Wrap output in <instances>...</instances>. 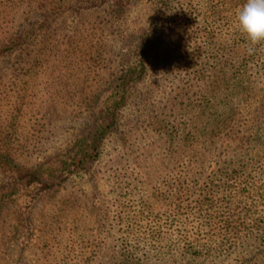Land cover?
<instances>
[{
    "label": "rangeland",
    "instance_id": "374dc122",
    "mask_svg": "<svg viewBox=\"0 0 264 264\" xmlns=\"http://www.w3.org/2000/svg\"><path fill=\"white\" fill-rule=\"evenodd\" d=\"M26 1L4 0L8 14L1 21L0 36L14 32L26 36L31 30L35 44L40 39L47 44L40 42L32 50L71 47L80 51L81 41L75 36L91 34V27L107 23L109 66L102 67L96 78L90 77L95 88L119 76L124 37L146 31L157 34L155 41L162 39V43L149 59V76L120 114L118 133L104 142L101 157L70 175L60 187L43 193L39 201L31 202L30 192L23 190L17 204L2 211L0 264H264V257L251 259L261 242L249 240L247 231L243 240L248 244L231 242L234 224L229 216L239 209L229 211L228 193L209 197L214 204L208 224L198 216L200 210L194 203L195 197L207 196V188L223 185L218 174L226 167V155L231 170V162L242 155L254 157L248 148L264 145V43L248 53L246 37L235 22V12L245 0H171L163 15L160 10L165 5L159 0H129L122 13L109 15L111 9L91 0H76L74 11L59 15L28 10ZM53 1L63 4L65 0ZM44 21L49 28L41 31L35 23ZM34 30L36 34H31ZM10 48L6 46L5 52ZM13 65L11 57L0 58V91L11 87ZM193 71L202 75L190 90L187 74ZM64 73L60 71V76L68 86L73 77L77 82L87 79L86 70ZM47 74L41 72L34 82L33 92L42 102L38 113L19 122L18 134L41 136L28 147L32 158L26 156L27 168L63 154L87 119L83 109L49 102L43 92ZM239 77L250 82L246 83L251 94L228 103V87ZM3 98L0 109L6 115L11 98ZM231 107L237 108L234 118L242 128L234 131L244 145L238 142L226 148L211 140L221 130L220 120L227 117L229 122L234 116ZM193 123L201 134L196 144L202 156L200 170L210 175L201 181H185L180 167L184 129ZM17 138L11 137L12 145ZM245 170L258 185L264 184V176L255 168ZM5 182L0 174V187ZM195 242L217 249L207 257L203 253L192 256L188 245Z\"/></svg>",
    "mask_w": 264,
    "mask_h": 264
},
{
    "label": "trees",
    "instance_id": "16d2710c",
    "mask_svg": "<svg viewBox=\"0 0 264 264\" xmlns=\"http://www.w3.org/2000/svg\"><path fill=\"white\" fill-rule=\"evenodd\" d=\"M75 1L65 0L63 4H59L53 0H27L25 8L59 15L63 11H74ZM91 1L99 2L100 7L107 6L111 9L108 15L111 12L122 13L129 3V0ZM159 1L162 2V6L165 5L163 10H160L163 15L171 0ZM190 1L194 2V0ZM7 14L8 8L5 6L4 0H1L0 25L3 16ZM35 25H39L38 29L41 31L49 28L45 21L36 22ZM90 27L91 25H88V29ZM109 29L107 23H104L100 27H91L89 29L91 34L75 36V39L81 41L80 51L78 48L70 50L71 47L67 49L59 47L55 51H49L48 48L43 50L44 47L32 50L40 42L42 46L47 44L43 39L35 44L36 37L29 34L31 30L26 32V36H16L17 32L9 37L0 36V58L11 57L14 60L13 67L16 66L12 76L13 81L8 90L9 93L0 91V98H6V96L11 98L8 102L9 112L5 115L4 112L6 111L0 109V174L7 180L0 187V215L6 207L17 204L20 191L30 192L31 202H37L42 199L43 193L60 187L70 175L83 170L86 165L101 157L105 146L104 142L118 133L120 114L129 105L135 93H138L139 85L145 82L149 76V59L160 47L162 39L155 41L157 34H148L146 31L142 34L124 37L120 47L119 66H121V72L119 76L113 80L107 79L99 85L101 87L95 88L91 84L93 82H91L90 77L96 78L98 71L109 66L106 58ZM31 34H36V31L34 30ZM132 40H135L136 44H133ZM6 46H11L8 52L4 50ZM77 69L86 70L87 79H82V81L78 79V83L73 77L70 81L75 83L70 84L69 81L68 86L62 80L60 71L65 70L62 76H68L67 70L75 73ZM54 71H56L55 74ZM41 72L48 73L43 92L46 93L49 102L63 108L76 106L83 109L87 112V119L75 132L69 147L63 154H57L42 164L27 168L23 164L26 156L32 158L28 152L30 150L28 147H31L36 140H41V136H34L30 132H26L24 136L20 132L18 134L19 122L23 121L29 114L38 113V109L42 106V102L37 97L38 93L33 92L35 79L41 77ZM201 75L202 71H193L187 74L189 77V82H186L187 88L193 89ZM185 77L186 75H183L182 78ZM246 82L250 84L248 80L241 77L234 80L230 88L228 87V103L234 101L235 98L241 99L247 93L248 95L251 94V88L247 87ZM10 93L12 96H8ZM148 95L147 93L146 96ZM146 96L145 98H148ZM230 112L234 116L229 118V122L227 117L220 120L221 130L219 128L220 131L212 137L211 142L213 144L221 143L226 148L229 144L234 145L238 142L244 145L241 143L243 138L234 131L237 126L238 129L242 128L241 123H237L234 118L237 116V108L231 107ZM159 124L160 121L158 120L154 125L158 127ZM41 132L40 130V134ZM184 132L179 153L183 178L185 181L188 179L201 181L202 178L210 177V175H206L205 171L200 170L202 167H200L199 160L202 156L196 144L201 138V134L196 129L195 123L190 127L185 126ZM16 135L18 138L15 141L20 148L10 142L11 137L14 139ZM248 149L254 157L248 158V156L242 155V158L231 162V170L228 169V155H226L223 161V165L226 167L218 174L219 181L223 185L207 188L205 193L207 196L202 200H199L200 196L195 197L194 203L197 205L198 211L200 210L198 216L208 224L213 219L210 209L214 204L213 201L209 200V197L214 198L218 195L222 198L228 193L225 198H227L229 211L234 212L239 209L238 213L234 212L229 216L230 224H234V237L231 238V242L241 241L242 244H248V240H243V234L247 231L251 235L249 240L252 238L256 242L257 240L261 242V248L255 249L251 257L252 260H257L264 257V226H262L264 225V184L258 185L245 168L253 167L264 176V145L261 148L254 146ZM198 192L202 193V190L199 188ZM232 207L234 208L232 209ZM259 233H261V239L258 238ZM236 245L234 243V248ZM188 249L192 256H199L203 253L202 256L207 257L211 255L209 251L216 250L217 246L210 243L195 242V245L189 244ZM193 261L190 260V262Z\"/></svg>",
    "mask_w": 264,
    "mask_h": 264
},
{
    "label": "clouds",
    "instance_id": "9594fccd",
    "mask_svg": "<svg viewBox=\"0 0 264 264\" xmlns=\"http://www.w3.org/2000/svg\"><path fill=\"white\" fill-rule=\"evenodd\" d=\"M235 22L246 37L247 51L251 54L254 46L264 43V0H245L235 12Z\"/></svg>",
    "mask_w": 264,
    "mask_h": 264
}]
</instances>
